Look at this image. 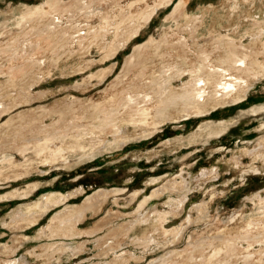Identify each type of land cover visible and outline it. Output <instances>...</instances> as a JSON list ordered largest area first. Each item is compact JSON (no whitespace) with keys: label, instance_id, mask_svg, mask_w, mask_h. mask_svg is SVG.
<instances>
[{"label":"rangeland","instance_id":"374dc122","mask_svg":"<svg viewBox=\"0 0 264 264\" xmlns=\"http://www.w3.org/2000/svg\"><path fill=\"white\" fill-rule=\"evenodd\" d=\"M0 264H264V0H0Z\"/></svg>","mask_w":264,"mask_h":264},{"label":"bare ground","instance_id":"6f19581e","mask_svg":"<svg viewBox=\"0 0 264 264\" xmlns=\"http://www.w3.org/2000/svg\"><path fill=\"white\" fill-rule=\"evenodd\" d=\"M55 21V20H54ZM52 25V24H51ZM49 26V25H48ZM44 28H47V25L44 27ZM42 31V30H41ZM45 31V30H44ZM231 45H234V47L236 48V45L234 44V43H232ZM235 48H233V49H231L230 48V51L232 52V58L230 59V60H228L226 63L228 64V65H230V66H233L234 67V69H237L238 68V64H242L243 66H245V64H246V56L244 55V54H242V53H237L236 52V50H235ZM239 55H241V56H243L244 58H241V57H238ZM242 59H244V60H242ZM203 61H207V59L206 58H204L203 59ZM242 66V67H243ZM202 79L203 78H201V81H202ZM198 80H200V78L198 79ZM198 83V82H197ZM231 84L232 83H228V82H226V83H219V85L220 86H222L223 88H222V90H227V89H229L230 87H231ZM204 93H205V89H203V88H198V85H194L193 86V94H192V97H194V98H199V97H202V96H204ZM190 97V96H189ZM131 98H133L132 96H131ZM188 98V97H187ZM187 98H185V99H187ZM121 105V104H120ZM127 105V102H123V104L121 105L122 107H125ZM128 107V106H127ZM121 110H119V109H117V108H115V109H112L107 115L109 116L111 113H118V112H120ZM121 114V113H120ZM109 119V118H108ZM110 119H114L113 118V116H110ZM79 215H83V213L82 212H79ZM85 216V215H84ZM83 218V217H82ZM70 221H71V219H70ZM70 224H65V226L66 227H62V230L63 231H72L73 232V234H75L76 233V231L77 230H79V219H77L75 222L73 221H71V222H69ZM64 226V225H63ZM67 231V232H68ZM71 232V233H72ZM70 233V234H71ZM17 261V260H16Z\"/></svg>","mask_w":264,"mask_h":264}]
</instances>
